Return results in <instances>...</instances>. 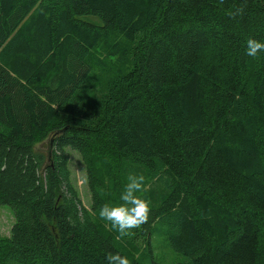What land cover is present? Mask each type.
<instances>
[{"label": "trees", "instance_id": "trees-1", "mask_svg": "<svg viewBox=\"0 0 264 264\" xmlns=\"http://www.w3.org/2000/svg\"><path fill=\"white\" fill-rule=\"evenodd\" d=\"M249 38L264 42V0H0V207L15 218L0 264H164L163 245L176 264H264V52ZM129 174L151 212L118 240L98 213Z\"/></svg>", "mask_w": 264, "mask_h": 264}, {"label": "clouds", "instance_id": "clouds-1", "mask_svg": "<svg viewBox=\"0 0 264 264\" xmlns=\"http://www.w3.org/2000/svg\"><path fill=\"white\" fill-rule=\"evenodd\" d=\"M223 5L225 0H219ZM244 8H236L229 14L232 18L237 15H242ZM246 54L255 57L259 52H264V42H260L254 38H249L246 41ZM147 191L146 178L143 174H129L127 183L124 185L120 195V200L123 202L117 206H110L105 203L99 209V218L110 222L112 229L118 231L116 239L123 237H132L135 235L133 229H139L146 224L150 217L151 202L144 198L143 193ZM108 264H131L126 256L109 252L106 255Z\"/></svg>", "mask_w": 264, "mask_h": 264}, {"label": "rangeland", "instance_id": "rangeland-1", "mask_svg": "<svg viewBox=\"0 0 264 264\" xmlns=\"http://www.w3.org/2000/svg\"><path fill=\"white\" fill-rule=\"evenodd\" d=\"M49 139L47 138L44 141L37 143V147L42 149L44 153L50 150ZM71 170L73 173V179L82 194V199L84 205L91 207V195L89 188L86 183V173L85 165L81 158V155L78 152L72 151L71 159ZM15 218L13 215V210L10 206L4 205L0 207V243L4 239L8 238L10 235L11 227L14 224ZM157 255L165 259L164 264H176L179 261H182L184 257L176 252H174L170 247L162 246L160 250L157 251Z\"/></svg>", "mask_w": 264, "mask_h": 264}, {"label": "water", "instance_id": "water-1", "mask_svg": "<svg viewBox=\"0 0 264 264\" xmlns=\"http://www.w3.org/2000/svg\"><path fill=\"white\" fill-rule=\"evenodd\" d=\"M49 147L51 148L52 147V142L49 143ZM50 151V150H49Z\"/></svg>", "mask_w": 264, "mask_h": 264}]
</instances>
